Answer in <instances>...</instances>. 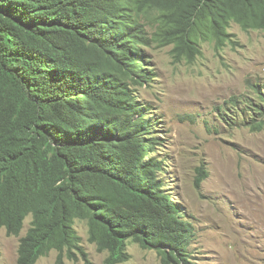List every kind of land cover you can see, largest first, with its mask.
Here are the masks:
<instances>
[{
  "label": "trees",
  "instance_id": "16d2710c",
  "mask_svg": "<svg viewBox=\"0 0 264 264\" xmlns=\"http://www.w3.org/2000/svg\"><path fill=\"white\" fill-rule=\"evenodd\" d=\"M233 22L264 31V0H0V228L20 234L33 216L19 264L51 251L91 264L77 220L104 264L130 260L131 242L198 264L155 154L161 119L136 93L155 80L146 47L199 53L197 38L222 44ZM251 87L218 106L230 128L264 129V84Z\"/></svg>",
  "mask_w": 264,
  "mask_h": 264
},
{
  "label": "rangeland",
  "instance_id": "374dc122",
  "mask_svg": "<svg viewBox=\"0 0 264 264\" xmlns=\"http://www.w3.org/2000/svg\"><path fill=\"white\" fill-rule=\"evenodd\" d=\"M232 41L218 45L200 39L202 53L153 43L146 48L154 86L140 87L139 99L149 104L163 145L156 154L168 161L166 188L179 201L196 235L191 249L198 264H264V129L230 128L217 108L232 96L264 84V31H245L233 23ZM146 105V104H145ZM154 114V113H153ZM202 166L208 177L198 185ZM19 236L0 228V264H18ZM77 229L92 264H104L107 252L89 242L88 226ZM130 260L120 264H163L154 250L130 243ZM36 264H58L51 251ZM65 264H85L83 260Z\"/></svg>",
  "mask_w": 264,
  "mask_h": 264
},
{
  "label": "clouds",
  "instance_id": "9594fccd",
  "mask_svg": "<svg viewBox=\"0 0 264 264\" xmlns=\"http://www.w3.org/2000/svg\"><path fill=\"white\" fill-rule=\"evenodd\" d=\"M233 23H235V22H233ZM232 23V24H233ZM232 24H231V26H232ZM235 24H238V23H235ZM239 25V24H238ZM231 26H230V28H231ZM229 28V29H230ZM242 28V27H241ZM243 29V28H242ZM244 30V29H243ZM262 31V30H261ZM248 32V31H247ZM229 33H231L230 31H229ZM232 36V35H231ZM231 36L229 37V38H227V39H225V41L221 44V43H218L217 42V39H214V38H211V39H209V38H205L204 36H202V37H200V38H197V42H198V47H199V49H200V52L199 53H194V54H197V55H199V54H201L202 53V51H201V46H200V43H199V41H200V39H205V40H209V41H215L218 45H225L228 41H232L233 39L231 38ZM158 44V43H157ZM170 45H173V47L175 48V45L174 44H169V45H160V46H170ZM148 47H150V46H148ZM148 47H146V48H148ZM146 48H145V51H146ZM146 53H147V51H146ZM148 65H149V60H148V57H147V65H146V67H148ZM151 68V67H150ZM155 73V72H154ZM155 76V75H154ZM155 79V78H154ZM154 83H155V80H153V82L152 83H150V84H144L143 86L142 85H140L139 87H138V91L139 92H137L136 94H138V96H137V99H138V101H140L141 102V100L139 99V94H140V87H145V86H149V87H152V86H154ZM142 103V102H141ZM146 107H151L149 104H147V103H143ZM152 108V107H151ZM160 119H161V117H160ZM159 146V145H158ZM156 154V153H155ZM157 155V154H156ZM166 169V168H165ZM165 180V179H164ZM166 184V183H165ZM170 192V191H169ZM29 216H31V218L33 219V216H32V214H29L27 217H26V219L29 217ZM26 219H25V221H26ZM32 219H31V221H32ZM25 221H24V225H25ZM31 221H30V224H31ZM78 221H80V222H85V221H81V220H77V222H76V228H77V223H78ZM86 224H87V222H85ZM87 226H88V235H89V225L87 224ZM30 227V226H29ZM1 228H5L6 230H7V228L6 227H1ZM29 229V228H28ZM23 230V229H22ZM28 231V230H27ZM7 232H8V230H7ZM22 232V231H21ZM21 232H20V234H21ZM79 232V231H78ZM27 233V232H26ZM9 234V233H8ZM20 234H9V235H16V236H19ZM80 234V233H79ZM26 235V234H25ZM25 235H23V236H25ZM81 235V234H80ZM22 236V237H23ZM82 236V235H81ZM21 237V238H22ZM20 241H21V239H20ZM83 243H84V239H83ZM93 244V243H92ZM85 245V244H84ZM19 246H20V243H19ZM87 249V248H86ZM18 251H19V247H18ZM88 251V250H87ZM89 256H90V253H89ZM1 257H2V249H1V243H0V262H1ZM43 257V256H42ZM90 259H91V257H90ZM80 260H83V259H80ZM79 260V261H80ZM71 261H73V260H71ZM84 261V260H83ZM17 262H18V257H17ZM73 262H78V261H73ZM37 263V262H36ZM35 263V264H36ZM66 263V262H65ZM84 263H85V261H84ZM19 264V263H18ZM86 264V263H85ZM91 264H92V261H91Z\"/></svg>",
  "mask_w": 264,
  "mask_h": 264
}]
</instances>
